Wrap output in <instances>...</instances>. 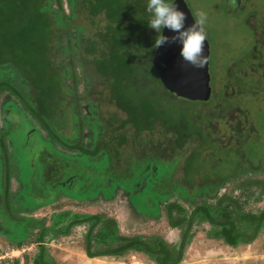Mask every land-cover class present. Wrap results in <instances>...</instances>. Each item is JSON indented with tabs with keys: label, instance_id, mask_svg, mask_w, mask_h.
Instances as JSON below:
<instances>
[{
	"label": "flooded vegetation",
	"instance_id": "af4514ba",
	"mask_svg": "<svg viewBox=\"0 0 264 264\" xmlns=\"http://www.w3.org/2000/svg\"><path fill=\"white\" fill-rule=\"evenodd\" d=\"M63 1L69 34H65L63 40L61 38L60 46V64L64 67L62 74L65 77L61 79L55 97L48 98L51 105L49 114L55 123L50 126L52 135L30 116L20 99L8 93L0 95V133L3 136L7 131L12 132L6 142L10 170L8 193L14 209H24L22 216L36 221L42 219L35 217L37 211L52 209L53 213L46 222V226L51 228L45 244L47 249L58 247L61 239L71 238L72 233L78 231L84 256L89 262L106 259L120 261L132 252L144 255L154 264L163 257L137 251L123 256L89 257L86 243L90 225L88 222L76 224L69 234H64L68 222L58 221L61 214L70 213L71 223L75 220L74 216L115 220L119 238L164 241L172 248V261H177L176 264H183L186 251L201 240L197 237V230L201 228H204L205 241L222 245L228 250L250 246L262 234L264 245V228L259 230L255 239L248 231L249 241L240 242L237 247L229 246L217 235L222 231V224H217L222 219L218 208L220 200L230 194L240 198L242 192L235 187L244 180H264V171H260L264 164L261 157L257 155L253 162L247 156L248 151L254 153L255 148H264V121L260 119L264 114V18L255 14L252 4H246V0H223V11L233 14V18H242L251 34L253 46L246 52L245 58H234L221 65V58L211 59V44L204 28L210 49L211 94L207 101H190L168 91L155 67L158 49L153 45L157 34L148 27V0H128V13L120 14L117 19L110 18L106 13L91 17L89 8L82 7V4L90 5L89 0H78V16L74 20L68 19L69 3ZM96 2L98 0L92 1ZM185 2L193 15L190 3L188 0ZM247 8H250V13H246ZM81 17L89 21V26L82 24ZM193 18L197 19L194 15ZM79 29L85 31L80 32ZM15 78L18 89L31 83L27 82V77V80L18 76ZM13 106L17 108L16 113L11 110ZM15 116L19 120L15 121ZM35 137L46 145L38 153L37 163L31 162L34 170L28 188L31 194L27 196L43 202L42 207L27 209L19 198V194L28 187L22 177L21 150L28 147ZM244 146L247 148L244 149ZM232 153L233 157H238L236 171L232 175H221L219 169L224 164V158ZM210 155L214 157L210 158ZM3 161L0 153V163ZM203 161L207 162L206 167L201 165ZM254 163V168H251ZM7 165L4 162L0 164L2 182L7 177ZM97 165L105 168L104 172H99ZM208 168L209 171L206 170ZM251 169L254 171L251 172ZM203 170L216 174L206 175ZM85 172L93 176L84 179ZM82 180L85 184L83 189L71 192L74 184ZM191 181L194 182V189L188 186ZM230 184L232 186L228 190ZM163 187L167 188L164 192L166 200L149 192L148 200L145 199L150 209L148 216L133 223L134 219L130 218L133 212H138L131 203L132 197L140 200L146 188L163 192ZM179 187L185 188L186 197L178 194L180 191L176 189ZM48 188L54 191V196L49 195ZM3 197L0 193V204L5 209ZM262 198L255 204L250 203L255 206L254 210L246 211L264 212V195ZM237 201L238 209L245 211L244 201ZM174 205L188 211L187 237L184 236V228L170 225L168 208ZM186 205L190 209L194 207L190 210L185 208ZM203 205L210 206V214H214L216 224H212L210 214L206 213L202 214L204 218L201 214L191 218L196 208ZM156 214L158 216L154 217ZM177 216L178 213L173 211L172 218ZM163 219L167 221L168 230L178 238L173 244L168 243L166 236L149 237L134 230L141 228L146 221ZM53 226L57 232L52 230ZM184 241L181 255L180 246ZM95 243L96 240L91 241L93 251L98 250ZM123 243L110 241L109 245L117 250ZM29 245L37 247L35 243ZM29 250L24 246L15 251L24 255ZM187 256L196 259V255ZM16 260L20 261L19 256Z\"/></svg>",
	"mask_w": 264,
	"mask_h": 264
},
{
	"label": "trees",
	"instance_id": "16d2710c",
	"mask_svg": "<svg viewBox=\"0 0 264 264\" xmlns=\"http://www.w3.org/2000/svg\"><path fill=\"white\" fill-rule=\"evenodd\" d=\"M77 1L67 0L70 9L68 19L70 20H74L78 16ZM92 1L89 0L90 5L82 4L83 8H89L91 17L106 13L111 16L110 18L117 19L120 14L128 13L130 8V6H127L128 0H98L96 3H92ZM66 21L63 0H0V95L8 93L20 99L21 104L30 113V116L37 120L43 129H47L51 135L53 131L50 126H54L55 123L51 120L49 114L51 105L48 98L55 97L56 92L60 89L61 79L63 80V77H65V74H62V68L64 67L60 64V53L62 52L60 46H62L61 38L63 40L69 34V29H67L69 27L65 25ZM79 31L83 32L85 30L79 29ZM71 50H74V46H71ZM17 76L20 79H26L25 77H27L29 78V80L26 79L27 82L31 83L27 86L22 85L18 89L15 78ZM58 94L60 93L58 92ZM9 103V101L6 102L7 105ZM11 108L12 112L17 110L14 106ZM52 111H55V109L52 108ZM11 135V131H7L3 136L0 133V153L3 155L5 165L8 164L7 159L9 158L6 138ZM254 166L255 163L251 165V168H254ZM187 169L189 170V167ZM9 171L8 164L5 173L7 177L4 182L0 177V193L4 196L3 202L5 205L4 209L0 204V236H5L8 245L14 249H21L31 243L37 244L36 254L33 256L24 255L23 264H58L53 261L45 245L49 229H51L46 226L47 220L42 218L36 221L33 218L22 216L24 209H14L11 196L8 193ZM253 171L251 169V172ZM260 171H264V164L261 165ZM188 173L190 174L189 171ZM188 186L194 189V182H189ZM162 189L163 192H159L154 188H146L143 196L146 198L151 192L152 196H160L166 200L164 192L167 188L163 187ZM179 189L183 191L182 187H179ZM235 189L242 192L240 198H236L232 194L222 198L218 206L222 219L217 221V224H222V231L217 232V235L233 247H237L240 242L246 243L249 241L248 231L251 232V238L255 239L259 230L264 228V212L256 214L252 211H241L236 205L237 200L240 199L244 201V206L262 200L264 180H244ZM186 192L184 188V197H186ZM19 198H22L21 204L27 209L37 206L31 200L34 199L35 201L37 198L27 196L25 192L20 193ZM168 211L170 225L184 228V236L187 237L188 211L181 206L177 208L175 205L174 207L170 206ZM173 211L178 213L176 218H172ZM205 213L208 215L211 213L210 206L197 207L191 218L197 214H201V217H203L202 214ZM70 219V213L61 214L58 219V221L68 222L64 234H69L70 229L76 224L88 222L90 225L86 243V253L89 257L123 256L128 252L137 251L157 258L163 257V260L157 261V264L177 263V261H172V248L164 241L152 238L144 240L137 237L133 240L117 237V222L115 220L103 221L99 217L88 216L82 218L81 216H74L75 220L71 223L69 222ZM210 219L212 224H216L214 214H210ZM52 230L57 232L54 226ZM94 232L95 235H93ZM92 240H96L95 246L98 250H92ZM110 241H124V243L115 250L109 245ZM184 246L185 241L180 246L181 255ZM181 255H179L180 259ZM15 264H20V262L15 261Z\"/></svg>",
	"mask_w": 264,
	"mask_h": 264
},
{
	"label": "rangeland",
	"instance_id": "374dc122",
	"mask_svg": "<svg viewBox=\"0 0 264 264\" xmlns=\"http://www.w3.org/2000/svg\"><path fill=\"white\" fill-rule=\"evenodd\" d=\"M188 2L190 3L191 8L193 10V15L197 19H199V16L197 15L198 13L204 12L206 14L207 19L204 28L206 29V33L211 44L212 61L221 58L223 61H221V63L219 64L225 65V63L230 62L231 59L239 58L242 56L243 58H245L244 55L252 48L253 42L250 39L251 34L244 26L242 18H233V14H228L227 10L223 11L225 3L223 0H188ZM246 4H252L253 10L256 11L255 14H259L262 18H264V0H246ZM250 12V8H247L246 13ZM81 20H83V25L89 26L88 20H85L84 17H81ZM246 102H248V100ZM14 119L15 121L19 120L17 116H15ZM260 119L261 121H264V114H261ZM43 145L46 144L43 143L42 140H39L37 137H35L31 141L30 145H28V147L25 146L21 150L23 162L21 165L22 177L23 181L26 184V187L28 185V187L24 191L26 195L31 194V192H29L30 190L28 189L29 183H31L32 180L34 170V166H32L31 162H34L35 164L37 163L38 153L43 149ZM246 148L247 147L244 146V149ZM255 149L256 152L254 150V153H250L248 151V157L254 162L255 159L258 158V155L264 161V148L258 147ZM208 151L210 150L208 149ZM233 156L234 154L232 153L228 155L227 158H224V164L219 169L221 175H232V173L236 171L235 166L238 162V157ZM213 157L214 156L210 155V158ZM202 164L204 167L207 166V162L205 161H203L201 165ZM97 168H99V172H104L105 170V168H101V165H97ZM206 170L209 171L210 168ZM206 170H203L204 174L206 175L211 173L216 174L214 171L208 173V171ZM38 172L44 174L41 171ZM91 176L93 175L88 172H85V176L83 178H90ZM35 185H37V183H35ZM84 185L85 184L83 180L78 181V183L76 182L71 192H79L83 189ZM231 186V184L228 185V190L231 188ZM212 188H214L213 185ZM47 190H49L48 192L51 197L54 196V191L52 192L49 188ZM176 191H178V189H176ZM179 191L180 192H178V194L183 196L184 190L182 191L181 189H179ZM33 193H35V191H33ZM139 198L140 200H135L133 196L131 199L132 205H134V208L136 207L138 212H133V217L130 218V220L134 219L132 221L133 223L138 222V218L145 220L146 216H148L147 213L150 210L147 208L148 202H145V199L148 200V198H144L143 193L140 195ZM31 200L33 201V203H36L37 206L39 205L40 207H42L43 201H40L38 199H35V201L34 199ZM193 207L194 206H191L190 209V207H187V205L185 206V208H189L190 210H192ZM262 207H264V204L262 205ZM244 208V210L246 211L255 208V206L253 204H247ZM52 211L53 210L50 208H44L37 211V213H35L34 215L37 218H45L46 220H49L50 215L53 213ZM117 215L120 216L121 213L118 211ZM156 216H158V214H156L154 217ZM163 217L165 218V216ZM146 222L147 223H144L141 228L136 227L134 229L136 233H139L141 235H147L149 237H159L163 235L166 236L169 244H173L174 241H177L178 238H176V235L170 230H168V224L166 219H163L162 221L158 222ZM79 234L80 233L78 231L73 232L71 238L64 240L61 239L59 242L61 245H58V247H48V252L54 262L58 264H67L68 262L71 264H154L153 262L149 261L144 255L133 252L127 255L125 258L123 257V259H121L120 261L106 259L98 262H89L84 256L82 249L83 242ZM197 235V237H199L201 240H198L195 245H192L191 248L186 251L184 257L185 260L183 264H264V245L261 242L263 234L261 235V237H259L258 241H255L252 245L240 246L239 248L233 251L230 249H225V247L222 245H216L212 242L205 241L204 239H206V237L204 236V228L198 229ZM27 247L30 248V250L24 255L33 256L36 254L35 245H27ZM15 250L16 249L10 247L8 245V242L0 236V251H6L7 253H0V259H5L0 260V264H15V261H18L16 260V257L18 256L20 264H23L24 255H19V253ZM205 253L206 256H204ZM186 255H190L192 257L193 255H196V259L192 260L188 258V256L186 257ZM59 256H61V258H59ZM8 257H14L13 261H9ZM65 260L68 262H62Z\"/></svg>",
	"mask_w": 264,
	"mask_h": 264
},
{
	"label": "clouds",
	"instance_id": "9594fccd",
	"mask_svg": "<svg viewBox=\"0 0 264 264\" xmlns=\"http://www.w3.org/2000/svg\"><path fill=\"white\" fill-rule=\"evenodd\" d=\"M146 11L149 14L148 27L157 34L154 48L177 44L179 57L184 64L195 69L206 66L204 25L207 17L204 12L198 13L199 19H194V24L186 27L187 15L179 9L176 0H148ZM165 29L174 35H163Z\"/></svg>",
	"mask_w": 264,
	"mask_h": 264
},
{
	"label": "water",
	"instance_id": "95a60500",
	"mask_svg": "<svg viewBox=\"0 0 264 264\" xmlns=\"http://www.w3.org/2000/svg\"><path fill=\"white\" fill-rule=\"evenodd\" d=\"M179 9L186 13V27L194 24L195 20L185 0H176ZM205 33V31H204ZM163 35L171 37L174 33L164 30ZM206 36V34H205ZM205 55L207 63L203 69H195L184 64L179 57L177 44H165L157 50L155 67L160 74L164 87L178 97L190 101H207L211 94L209 85V43L206 38Z\"/></svg>",
	"mask_w": 264,
	"mask_h": 264
},
{
	"label": "built area",
	"instance_id": "2783aa9c",
	"mask_svg": "<svg viewBox=\"0 0 264 264\" xmlns=\"http://www.w3.org/2000/svg\"><path fill=\"white\" fill-rule=\"evenodd\" d=\"M0 253H1V254H2V253L5 254L6 251H2V252L0 251ZM6 254H7V253H6ZM14 256H15V255H14ZM8 258H9L8 260L12 262L14 257H8ZM0 260H5V259H0Z\"/></svg>",
	"mask_w": 264,
	"mask_h": 264
}]
</instances>
